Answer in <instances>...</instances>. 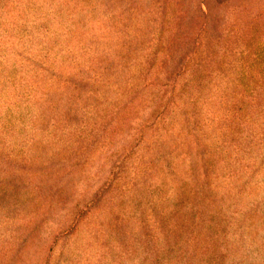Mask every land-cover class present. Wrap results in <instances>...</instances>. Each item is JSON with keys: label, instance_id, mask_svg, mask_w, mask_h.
<instances>
[{"label": "rangeland", "instance_id": "1", "mask_svg": "<svg viewBox=\"0 0 264 264\" xmlns=\"http://www.w3.org/2000/svg\"><path fill=\"white\" fill-rule=\"evenodd\" d=\"M119 1L0 0V264H264V0ZM164 4L222 79L147 72Z\"/></svg>", "mask_w": 264, "mask_h": 264}, {"label": "trees", "instance_id": "2", "mask_svg": "<svg viewBox=\"0 0 264 264\" xmlns=\"http://www.w3.org/2000/svg\"><path fill=\"white\" fill-rule=\"evenodd\" d=\"M115 1L117 0H112V2ZM130 1L132 7L142 5L138 3L139 0ZM205 1H202L204 5ZM124 3L126 4V0L116 2V5L123 10ZM162 7L165 9V4ZM169 7L172 8V6ZM207 8L208 12L202 11L203 15H199L197 18L200 21L197 26L195 16L193 20L195 29L190 28L186 21H178L180 17L176 14L169 17L170 9L167 6L165 9L167 11L166 15L162 19L156 20L161 27V32L156 31V25L147 26L146 34H150L147 43L152 47L151 52L148 54L150 60L147 59L148 73L153 72V68L157 65L162 66L164 69L174 59V67L178 71V78L188 76V78L190 77L195 81L194 83L197 84L198 88L200 87L199 83L203 80H212L213 75L216 79L224 77V39L220 35L219 21L214 22L211 19L212 10H216L214 5L209 4ZM159 20L161 21L159 22ZM169 53H172L175 58H169ZM217 103L223 105L224 101L220 99ZM198 215L191 217L193 224Z\"/></svg>", "mask_w": 264, "mask_h": 264}]
</instances>
